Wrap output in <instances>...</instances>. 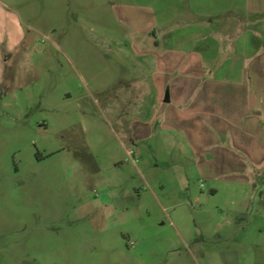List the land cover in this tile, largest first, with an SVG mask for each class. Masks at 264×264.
Masks as SVG:
<instances>
[{
	"label": "rangeland",
	"instance_id": "obj_1",
	"mask_svg": "<svg viewBox=\"0 0 264 264\" xmlns=\"http://www.w3.org/2000/svg\"><path fill=\"white\" fill-rule=\"evenodd\" d=\"M248 94L264 0H0V264H264Z\"/></svg>",
	"mask_w": 264,
	"mask_h": 264
},
{
	"label": "crops",
	"instance_id": "obj_2",
	"mask_svg": "<svg viewBox=\"0 0 264 264\" xmlns=\"http://www.w3.org/2000/svg\"><path fill=\"white\" fill-rule=\"evenodd\" d=\"M177 93V92H176ZM174 95V97H176V94ZM188 96V95H187ZM168 101V99H167ZM259 104H264V99L259 97L257 98L255 95L253 94H248V96H246V102H245V105L249 107H254V106H258ZM211 193H214L215 190L211 188Z\"/></svg>",
	"mask_w": 264,
	"mask_h": 264
},
{
	"label": "built area",
	"instance_id": "obj_3",
	"mask_svg": "<svg viewBox=\"0 0 264 264\" xmlns=\"http://www.w3.org/2000/svg\"><path fill=\"white\" fill-rule=\"evenodd\" d=\"M127 154H128V156H132L133 152L129 150V151L127 152ZM134 161H136V159H135Z\"/></svg>",
	"mask_w": 264,
	"mask_h": 264
}]
</instances>
